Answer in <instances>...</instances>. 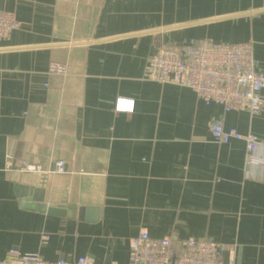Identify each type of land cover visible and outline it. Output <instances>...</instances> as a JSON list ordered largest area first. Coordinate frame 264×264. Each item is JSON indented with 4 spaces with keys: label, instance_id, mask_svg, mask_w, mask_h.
Here are the masks:
<instances>
[{
    "label": "crops",
    "instance_id": "1",
    "mask_svg": "<svg viewBox=\"0 0 264 264\" xmlns=\"http://www.w3.org/2000/svg\"><path fill=\"white\" fill-rule=\"evenodd\" d=\"M1 11L22 26L0 38V260L17 248L127 264L146 230L264 264V164H247L244 140L218 144L210 130L223 118L254 134L264 158V114L145 79L162 46L205 38L250 42L264 73V0H0ZM54 62L64 75L49 73ZM12 159H63L67 172H21Z\"/></svg>",
    "mask_w": 264,
    "mask_h": 264
},
{
    "label": "built area",
    "instance_id": "2",
    "mask_svg": "<svg viewBox=\"0 0 264 264\" xmlns=\"http://www.w3.org/2000/svg\"><path fill=\"white\" fill-rule=\"evenodd\" d=\"M21 26L15 13L0 12V38L8 37ZM66 70L64 63L54 62L50 65L49 73L64 75ZM145 79L189 88L205 104H219L225 112L247 109L253 115L264 114V73L258 68L250 42L225 43L205 38L191 39L182 47L162 46L149 58ZM125 108L130 106L122 107ZM210 130L214 142L218 144H227L232 139L244 140L247 164H264V158L255 155L259 140L254 134L226 128L223 118L213 122ZM8 168L42 175L67 172L63 159L57 160L52 168H44L41 164L24 159H12ZM227 251L225 244L210 239L189 238L178 246L170 237L155 238L142 230L130 240L127 264H235L233 258H224ZM0 264L97 263L87 256L50 261L39 253H23L14 248L0 260Z\"/></svg>",
    "mask_w": 264,
    "mask_h": 264
},
{
    "label": "water",
    "instance_id": "3",
    "mask_svg": "<svg viewBox=\"0 0 264 264\" xmlns=\"http://www.w3.org/2000/svg\"><path fill=\"white\" fill-rule=\"evenodd\" d=\"M54 213L63 214L65 213V207L64 206H52L50 209Z\"/></svg>",
    "mask_w": 264,
    "mask_h": 264
}]
</instances>
